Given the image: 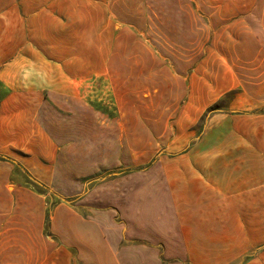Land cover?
Here are the masks:
<instances>
[{
  "label": "rangeland",
  "instance_id": "obj_1",
  "mask_svg": "<svg viewBox=\"0 0 264 264\" xmlns=\"http://www.w3.org/2000/svg\"><path fill=\"white\" fill-rule=\"evenodd\" d=\"M251 3L28 0L22 12V0H0V56L6 37L24 30L31 59L37 49L47 57L64 53L77 59H32L30 65L43 69L40 76L30 70L28 77H12L0 66V117L10 118V101L29 102L32 131L56 148L72 136L81 167L107 166L63 179L53 157L10 148V139L0 135V215L6 214L0 216V244H10V264H48L40 257L59 243L54 210L62 204L93 218L104 238L128 257L139 244L144 258L157 254L165 264L161 245L152 248L133 234L160 224L176 229L175 216H140L137 226L134 216L116 212L120 201H128L119 196H133L136 182L149 195L150 182L162 180L161 165L168 160L189 152L197 156L198 150L229 155L236 143L232 134L252 131L248 118L262 108L247 90L253 79L241 61L245 54L233 43L242 30L237 18ZM71 67L79 76L61 75ZM25 84L31 89L23 92ZM61 183L64 188H57ZM26 245L24 253L19 246ZM63 251L60 264L77 263L76 252Z\"/></svg>",
  "mask_w": 264,
  "mask_h": 264
},
{
  "label": "crops",
  "instance_id": "obj_2",
  "mask_svg": "<svg viewBox=\"0 0 264 264\" xmlns=\"http://www.w3.org/2000/svg\"><path fill=\"white\" fill-rule=\"evenodd\" d=\"M26 1L22 0V12L28 7ZM43 11L46 12V6ZM239 22L242 32L233 43L238 46V54H245L241 61L246 62L247 76L253 79L248 81L247 90L256 94L253 98L262 108L252 114L253 118H248L252 131L232 134L236 143L229 155L219 150H198L197 156L189 152L168 160L161 165L162 180L150 182L149 195H143L142 184L136 182L133 196L130 191L119 196V199L128 197V201H120L116 212L119 216H134L137 226L142 221L140 216H175L179 226L176 229L160 224V228L148 232L136 228L133 234L137 239L149 240L152 248L161 245L165 264H264V0H252L246 14L237 18L236 23ZM25 35L22 30L14 32L10 40L6 37L0 56L5 75L28 77L30 70L35 71L32 75H42L43 69L30 65L32 59L36 62L77 60L64 53L47 57L39 49H34L37 52H32L35 55L31 59L28 55L32 51L31 43ZM79 74L77 67L61 73ZM22 87L23 92L31 89L26 84ZM30 109L29 102L10 101V118L0 117V135L4 133V139H10V148H29L31 155L53 157L56 168L60 167L58 176L63 179L85 177L106 169L104 165L90 170L79 165L76 138L71 136L56 148L41 138L40 131H32ZM64 162L67 167H62ZM57 188H64L63 183ZM54 216L53 232L59 243L40 257L48 264L62 263L63 250L77 253L76 264H160L157 254L154 260L144 258L139 244L135 245L134 256L128 257L104 238V231L93 218H83L74 207L58 205ZM167 220L169 224L170 219ZM19 247L24 253L29 252V245ZM0 264H10V244H0ZM14 264H25V260Z\"/></svg>",
  "mask_w": 264,
  "mask_h": 264
}]
</instances>
